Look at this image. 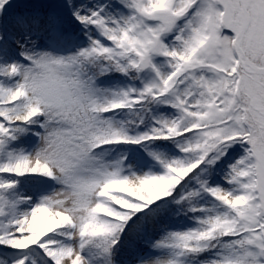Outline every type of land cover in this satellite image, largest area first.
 Instances as JSON below:
<instances>
[{
	"label": "snow or ice",
	"instance_id": "snow-or-ice-1",
	"mask_svg": "<svg viewBox=\"0 0 264 264\" xmlns=\"http://www.w3.org/2000/svg\"><path fill=\"white\" fill-rule=\"evenodd\" d=\"M0 264H264V0H0Z\"/></svg>",
	"mask_w": 264,
	"mask_h": 264
}]
</instances>
